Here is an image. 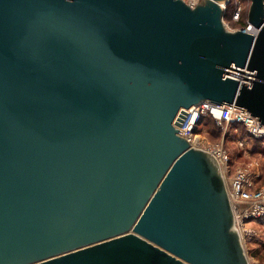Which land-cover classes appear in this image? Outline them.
I'll use <instances>...</instances> for the list:
<instances>
[{
  "label": "water",
  "instance_id": "1",
  "mask_svg": "<svg viewBox=\"0 0 264 264\" xmlns=\"http://www.w3.org/2000/svg\"><path fill=\"white\" fill-rule=\"evenodd\" d=\"M229 1L0 0V264H252L181 136L206 101L264 126V0L256 34Z\"/></svg>",
  "mask_w": 264,
  "mask_h": 264
},
{
  "label": "built area",
  "instance_id": "2",
  "mask_svg": "<svg viewBox=\"0 0 264 264\" xmlns=\"http://www.w3.org/2000/svg\"><path fill=\"white\" fill-rule=\"evenodd\" d=\"M184 1L191 7H194L199 2V0ZM227 5L224 7L225 12ZM250 5V1L244 4L241 0H235L236 8L232 15V21L239 22L242 18L243 10L250 8ZM225 25L231 32L244 31L251 34H256L257 32L249 24L248 18L247 25L244 28H234L226 22ZM207 117L213 118L215 126L222 132V138L220 143L201 149L212 154L221 166L234 212L235 225L247 251L248 240L264 238V185L260 186L263 172L259 163L254 162L249 166L240 167L232 173L231 155L226 147V136L231 133L230 130L233 126H241L246 131L247 139L258 140L264 144V126L261 125L258 119L235 105L217 106L206 101L195 107L189 117L184 133L181 134L194 147H201L196 140L198 135L195 132ZM237 132L238 128H235V133ZM235 141L241 149L249 146L246 139Z\"/></svg>",
  "mask_w": 264,
  "mask_h": 264
},
{
  "label": "rangeland",
  "instance_id": "3",
  "mask_svg": "<svg viewBox=\"0 0 264 264\" xmlns=\"http://www.w3.org/2000/svg\"><path fill=\"white\" fill-rule=\"evenodd\" d=\"M249 12V11H248ZM208 128L199 132L198 138L196 139L198 144L201 146L199 148L210 147L220 143L221 138L217 139L209 136ZM233 135L234 140L226 139V147L231 155V172L233 173L236 169L240 167H246L250 164L257 162L260 165V169L263 172L262 182L260 186L264 185V144L261 142L262 149H257L253 144H249L245 149H241L235 140L239 138L242 139L243 135L241 130L235 133V129L230 130ZM247 255L252 264H264V238L254 239L247 241Z\"/></svg>",
  "mask_w": 264,
  "mask_h": 264
},
{
  "label": "trees",
  "instance_id": "4",
  "mask_svg": "<svg viewBox=\"0 0 264 264\" xmlns=\"http://www.w3.org/2000/svg\"><path fill=\"white\" fill-rule=\"evenodd\" d=\"M244 4H247L249 3V0H241ZM236 6H235V0H231V2L227 5V10L225 12V17H224V20L226 23H229L232 27L234 28H244L246 27L247 25V18H248V11H249V8H245L243 10V13H242V18L240 19L239 22H233L232 21V15H233V12L235 10ZM208 128V134L209 136L211 137H214V138H217V139H220L222 138V132L220 129H218L215 124H214V120L212 117H207L203 120V122L200 124V126L198 127V129L196 130V134H198L199 132L203 131L204 129ZM235 128H238V130H241L243 137L242 139H246L247 142H248V145L250 144H253L257 149L261 150L262 149V144H261V141H258V140H251V139H247V136H246V131L243 127L239 126V127H235L233 126L231 128L232 129H235ZM227 140H234L233 135L230 133L228 134L227 136ZM240 139V138H239ZM264 148V147H263Z\"/></svg>",
  "mask_w": 264,
  "mask_h": 264
},
{
  "label": "bare ground",
  "instance_id": "5",
  "mask_svg": "<svg viewBox=\"0 0 264 264\" xmlns=\"http://www.w3.org/2000/svg\"><path fill=\"white\" fill-rule=\"evenodd\" d=\"M219 115V114H218Z\"/></svg>",
  "mask_w": 264,
  "mask_h": 264
}]
</instances>
